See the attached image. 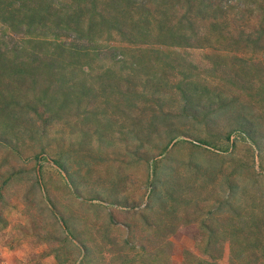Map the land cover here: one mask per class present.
I'll return each mask as SVG.
<instances>
[{
  "label": "rangeland",
  "instance_id": "374dc122",
  "mask_svg": "<svg viewBox=\"0 0 264 264\" xmlns=\"http://www.w3.org/2000/svg\"><path fill=\"white\" fill-rule=\"evenodd\" d=\"M136 1L123 29L147 42L93 43L66 108L25 107L72 69L30 95L0 81V264H231L238 234L235 264H264V0ZM67 4L0 0V46L49 42L18 18ZM169 28L191 45L163 44Z\"/></svg>",
  "mask_w": 264,
  "mask_h": 264
},
{
  "label": "trees",
  "instance_id": "16d2710c",
  "mask_svg": "<svg viewBox=\"0 0 264 264\" xmlns=\"http://www.w3.org/2000/svg\"><path fill=\"white\" fill-rule=\"evenodd\" d=\"M76 1L78 2L77 6L67 4L60 11H52L53 15H55L54 18H52V15L48 14L50 8H45L44 5L41 7L44 8L42 9V12L40 8H37L38 10L36 9V11H33V13L28 15V19L26 17L18 18L23 25L24 23L26 24L23 29H26L25 32H27V34H29V32H35L33 28L38 27V29H36L37 32L46 36L51 35L53 37V39L49 40V42L43 40L37 43H31L30 40L26 39L24 41L16 42L11 47L0 46V81L4 82L7 80L5 82L6 90L14 85L22 86V84H25L24 91L27 95L35 94L37 88L39 87V73L43 72L45 67L49 69L50 73L54 74V71H59L60 74L65 77L67 76L66 73L70 71L69 69L73 70L71 77H66L67 79L63 81V84L57 88L56 95H51L47 90H44L40 93L41 96H39V99L36 102H32V104L30 103L29 105L26 103V110L30 107L31 110L36 111V107L39 104L45 106L46 109L50 107L52 108L57 103L60 104L59 107L61 109L66 108L67 99L72 93L71 88L68 86L69 80L80 77L79 72H81L82 81L88 83L87 76L91 75V73H87L83 69V65H85L84 59H86V55L88 56L91 53L93 43L96 41L103 38L111 40L114 37V31L118 32L119 38L122 42H138V40L141 42H147V39L149 38V26L141 25L140 22L138 23L134 21L133 27L130 30L126 31L123 29L125 24L122 17L124 14H129L133 6L138 4L136 3V0H109L106 4L109 9H102L99 10V12L95 2H92L89 5L88 0ZM49 17L52 18L51 23L53 25L51 27L47 21L44 20L49 19ZM42 19L44 21H42ZM3 20L6 21L4 18ZM159 24V31L166 28L162 27L161 22ZM45 26H47L46 29H44ZM11 29L16 32L23 30L17 25H13ZM166 31L169 35L167 39L161 41L163 44L191 45L188 43L189 39H187L186 36L179 30L169 28L166 29ZM63 36L70 38V42L67 41L68 39H64V41L61 40V37ZM84 40H86L85 43L78 42ZM158 42H160V40ZM45 43L47 44L44 45ZM52 44L60 45L62 48H58V51H56L57 48H54L55 51L49 52L50 54L52 53V55L49 56L48 53H44V50L49 49V47L52 49ZM71 46L74 48L70 49L69 47ZM68 48L69 51H67ZM93 50L98 51L97 48ZM110 51V57H113L115 60L118 59V61L122 60L120 49L112 47ZM87 64L89 68L92 69L91 62L88 61ZM1 72H3V74ZM43 75L45 74H42V76ZM102 76L103 75H97L98 78H102ZM76 87L78 89L75 91V94L78 95L80 93H86L84 91L87 89L88 85L82 83L81 86ZM0 96H2V94H0ZM9 105H11L10 102L6 103L0 99V110H5V108ZM6 121L7 120L0 124L5 125ZM7 124H9L8 121ZM249 225V228H253L258 225L260 227V224L255 223V221ZM249 231L253 233L252 229H249ZM237 237L239 240V234ZM237 237L234 239L235 241ZM244 237L247 239L248 235H245ZM234 240H232L231 264H235L236 260H240V253L244 251L243 247H234L236 244Z\"/></svg>",
  "mask_w": 264,
  "mask_h": 264
}]
</instances>
